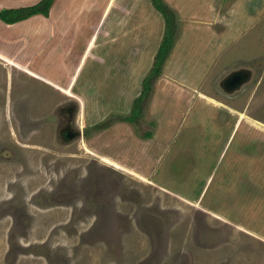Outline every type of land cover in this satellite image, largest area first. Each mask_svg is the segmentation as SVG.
<instances>
[{
    "label": "rangeland",
    "instance_id": "374dc122",
    "mask_svg": "<svg viewBox=\"0 0 264 264\" xmlns=\"http://www.w3.org/2000/svg\"><path fill=\"white\" fill-rule=\"evenodd\" d=\"M145 2L60 0L34 15L48 20L0 19V264H264V0H208L210 14L249 9L248 54L204 75L205 89L165 93L156 77L129 122L163 40L149 28L166 30L152 5L147 59L132 45L126 57ZM69 11L79 30L67 31ZM174 14L173 46L185 21ZM241 68L251 79L224 89ZM69 104L81 135L64 141Z\"/></svg>",
    "mask_w": 264,
    "mask_h": 264
},
{
    "label": "crops",
    "instance_id": "0c3cea01",
    "mask_svg": "<svg viewBox=\"0 0 264 264\" xmlns=\"http://www.w3.org/2000/svg\"><path fill=\"white\" fill-rule=\"evenodd\" d=\"M37 1L40 0H23L21 2H16L15 4L6 3L4 4V6H6L7 8H17L26 5H33ZM59 1L60 0H56L55 4ZM204 1L206 4L205 6H193L192 9L188 8V10H186V7L181 8L175 2V0L167 1L171 5V7L175 11H177L181 20L185 19V21L183 29L181 30V36L177 38L175 45L173 46L170 55L168 56V59L163 67L164 72H162V74L157 77L158 80L156 83H160V91L162 90L165 93L174 91V84H184L187 85L189 89L195 90L197 85L201 83L202 80L204 82L203 87L205 89V79H202L205 77L204 75L215 76L216 73L220 72L222 69L232 64L236 56L241 57L244 54H248L247 48H249L251 44L249 34L252 28V18L249 13V9H247L248 5L246 7L247 11H245L244 6L240 7V3L237 10L235 6H232L233 8H223L221 6V9L223 10L229 9L227 11V14L226 12L219 11V9V13L215 9V14H210L211 9L208 5V0ZM0 4L3 6L2 3ZM152 5L149 2H145V6H150V8L146 9L145 7L146 13H144V22L143 20L140 21L138 24L139 28L134 26L128 32V38L125 44V47L128 48V51L126 53L127 58H131L130 46L132 45V47L134 48L133 55L136 54L137 51L141 53V49L143 47L142 60H144L145 63L147 59L146 50L148 49V39H150V33L148 32L147 27L148 18L151 19L153 22V20L159 16L156 15L157 13L153 10ZM124 7L127 10L126 12H130L131 14L130 8L126 6ZM151 12H154L156 14L148 16L147 18V15ZM36 17H41L43 19L45 18L44 16H33V18L31 19L16 23L18 25L5 23V27L9 29L14 26L18 27L20 25H25L30 20H33ZM65 17L68 18V22L66 24L68 32L70 30H75L76 28L77 30H79L80 26L78 20L73 23L71 22L72 13H70V11L68 12V14H66ZM45 20L48 19L45 18ZM100 20L101 18L99 19V21ZM149 29L154 35V38L159 39L160 41L163 39L164 31L162 30L163 28L160 25L157 26L158 30H156L155 27L154 29ZM47 31H49V29ZM50 32H53L52 29L50 30ZM116 33V30H113V28H108L107 34L110 38ZM21 37L24 36L22 35L20 36V38ZM17 38L19 39V36ZM112 38L114 39L115 37ZM247 38L249 40V46H246ZM142 60L138 59V63L140 64ZM9 62L12 61L9 60ZM176 64L178 65L177 70H179L180 72L177 73L173 78H171L168 75L169 68L173 69V65ZM13 65L23 70H26V68L21 67L19 64L13 63ZM188 68L189 72H186ZM31 74L33 76H37L34 72H31Z\"/></svg>",
    "mask_w": 264,
    "mask_h": 264
},
{
    "label": "trees",
    "instance_id": "16d2710c",
    "mask_svg": "<svg viewBox=\"0 0 264 264\" xmlns=\"http://www.w3.org/2000/svg\"><path fill=\"white\" fill-rule=\"evenodd\" d=\"M56 0H40L37 3L24 7L17 8H2L0 10V19L6 24H16L31 18L34 15L43 14L46 17L50 16L52 6ZM153 6L164 15L166 19V30L163 40L155 57V67L143 82V93L134 101V106L131 115L123 117L129 122H137L139 117L143 115L141 104L147 98L150 91V81L159 77L163 71V67L170 55L174 43V35L176 34V13L170 8L164 0H151ZM151 81V82H152Z\"/></svg>",
    "mask_w": 264,
    "mask_h": 264
},
{
    "label": "flooded vegetation",
    "instance_id": "af4514ba",
    "mask_svg": "<svg viewBox=\"0 0 264 264\" xmlns=\"http://www.w3.org/2000/svg\"><path fill=\"white\" fill-rule=\"evenodd\" d=\"M76 109L77 108L72 104L65 105L61 109V111L64 113L63 120L64 123L66 122V124L64 125V127L62 126L63 128L61 127L59 137H61V139H63L64 141H72L77 136V133L81 131L79 130L80 128L76 129L74 125ZM82 133H85V131L82 130Z\"/></svg>",
    "mask_w": 264,
    "mask_h": 264
},
{
    "label": "water",
    "instance_id": "95a60500",
    "mask_svg": "<svg viewBox=\"0 0 264 264\" xmlns=\"http://www.w3.org/2000/svg\"><path fill=\"white\" fill-rule=\"evenodd\" d=\"M251 79V72L246 68H241L231 72L227 77L223 79V87L229 92L239 90ZM81 135V131L77 133V136Z\"/></svg>",
    "mask_w": 264,
    "mask_h": 264
}]
</instances>
